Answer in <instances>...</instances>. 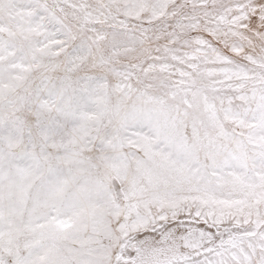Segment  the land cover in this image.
Returning <instances> with one entry per match:
<instances>
[{"label":"snow or ice","instance_id":"6c2138e0","mask_svg":"<svg viewBox=\"0 0 264 264\" xmlns=\"http://www.w3.org/2000/svg\"><path fill=\"white\" fill-rule=\"evenodd\" d=\"M0 264H264V0H0Z\"/></svg>","mask_w":264,"mask_h":264}]
</instances>
